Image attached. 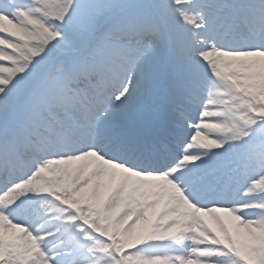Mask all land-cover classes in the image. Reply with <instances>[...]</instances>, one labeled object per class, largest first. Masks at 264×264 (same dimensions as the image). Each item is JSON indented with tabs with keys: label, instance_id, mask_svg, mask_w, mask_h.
<instances>
[{
	"label": "snow or ice",
	"instance_id": "1",
	"mask_svg": "<svg viewBox=\"0 0 264 264\" xmlns=\"http://www.w3.org/2000/svg\"><path fill=\"white\" fill-rule=\"evenodd\" d=\"M0 264H264V0H0Z\"/></svg>",
	"mask_w": 264,
	"mask_h": 264
}]
</instances>
